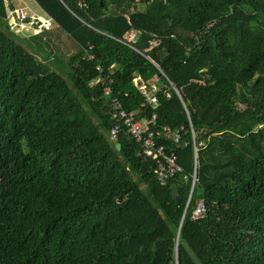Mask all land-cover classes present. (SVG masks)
<instances>
[{
	"label": "trees",
	"instance_id": "1",
	"mask_svg": "<svg viewBox=\"0 0 264 264\" xmlns=\"http://www.w3.org/2000/svg\"><path fill=\"white\" fill-rule=\"evenodd\" d=\"M33 1L69 74L16 41L0 0V264H264V0ZM96 80L180 130L163 142L182 174L161 186L138 145L115 149Z\"/></svg>",
	"mask_w": 264,
	"mask_h": 264
},
{
	"label": "built area",
	"instance_id": "2",
	"mask_svg": "<svg viewBox=\"0 0 264 264\" xmlns=\"http://www.w3.org/2000/svg\"><path fill=\"white\" fill-rule=\"evenodd\" d=\"M12 15L14 17L10 28L14 32L16 29L22 28L21 25L24 22H27L29 27L34 28L37 34L49 32L54 27V22L48 17H32L26 19L22 16L21 12L16 11L12 12ZM135 40L136 37L133 38V41ZM88 59H92V56H89ZM98 82H100L102 86V95L106 99V105L110 109L109 115L112 126L108 131L109 139L111 141H116L117 137L122 134L129 138L134 144L138 145L141 149L142 155L154 162V174L161 186H164L167 182L182 174V169L177 163L175 154L173 152H168L163 142L171 140L174 145H177L180 140V130L172 131L168 127H158L156 114H153L150 118L146 119L139 117L140 111L138 110L132 112L126 111L123 109L119 100L116 97H112V91L109 87L111 82L96 80L93 84H97ZM133 83L144 98V105L146 104L154 110L157 107V100L155 97L157 88L155 84L146 86L140 83L138 78H136ZM171 88L175 90L174 87L171 86ZM144 105H142L141 108H143ZM182 180L186 182L188 178L183 176ZM189 181L190 189L187 204L189 203L196 183L195 172L192 173ZM205 214L206 208L203 200H196L190 213V220L199 221L205 217Z\"/></svg>",
	"mask_w": 264,
	"mask_h": 264
},
{
	"label": "rangeland",
	"instance_id": "3",
	"mask_svg": "<svg viewBox=\"0 0 264 264\" xmlns=\"http://www.w3.org/2000/svg\"><path fill=\"white\" fill-rule=\"evenodd\" d=\"M25 1L30 10L29 12V10L22 8L23 12L25 11L26 16L32 15L33 11L35 13H39L37 12L39 8L33 0ZM22 16H24L23 13ZM18 30L19 29L15 30L14 32L16 34V41L22 44L25 49H27L32 55L37 58L39 62L46 64L49 68H51V71H55L64 77L69 74V68L66 65V55L64 49L65 45L63 44H67L66 41L58 40L60 38H57L56 41L49 39L48 42H45L44 40L38 38L32 39L31 36L29 37V35L23 33V30H21V32ZM61 34L66 38L67 41L69 40L65 34ZM68 47L69 46H67V48ZM67 53H69V49ZM192 106L195 107V104H192ZM89 115L91 117V121L95 124L97 120L95 119L94 115Z\"/></svg>",
	"mask_w": 264,
	"mask_h": 264
},
{
	"label": "crops",
	"instance_id": "4",
	"mask_svg": "<svg viewBox=\"0 0 264 264\" xmlns=\"http://www.w3.org/2000/svg\"><path fill=\"white\" fill-rule=\"evenodd\" d=\"M5 4H6V7H7V21H8L9 26H11L12 23H13V17L14 16L12 15V12H14V11L23 13V15H24V17L26 19H29V18H32V17H36V18H46L47 17L41 12L40 9L37 10V12H39V13H35L33 11L32 15L26 16L25 15V11L23 12V9H22V8H24L26 10H29L25 0H5ZM29 12H30V10H29ZM21 27L22 28H20L18 31L21 32V30H23V33L29 35V37L30 36L33 37V36L42 34L41 36H43V40H46L45 35L46 36L47 35H52V37L50 38L51 40H55L56 41L57 38H60L58 40H62V41H66L67 42L66 38L61 34V32H58V30L55 28V25H54V28H52L51 31L42 32V33H39V34H37L35 32L34 28L29 27L27 22H24L21 25ZM63 44L66 45L65 43H63Z\"/></svg>",
	"mask_w": 264,
	"mask_h": 264
},
{
	"label": "water",
	"instance_id": "5",
	"mask_svg": "<svg viewBox=\"0 0 264 264\" xmlns=\"http://www.w3.org/2000/svg\"><path fill=\"white\" fill-rule=\"evenodd\" d=\"M256 130H257L256 128L253 129L254 132ZM113 145L115 146L116 150H119V144H117L116 141H113ZM172 195L174 196V199H175L176 202H180L179 198L176 196V192L175 191L172 192ZM186 207H187V205H186ZM185 210H186V208H185Z\"/></svg>",
	"mask_w": 264,
	"mask_h": 264
}]
</instances>
